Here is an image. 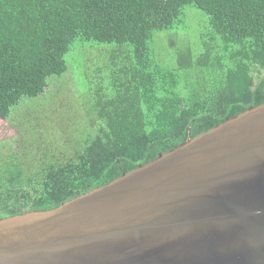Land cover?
<instances>
[{"label": "trees", "instance_id": "1", "mask_svg": "<svg viewBox=\"0 0 264 264\" xmlns=\"http://www.w3.org/2000/svg\"><path fill=\"white\" fill-rule=\"evenodd\" d=\"M185 7L208 23L199 51L176 54L189 81L150 48L155 34L180 26ZM77 41L115 45L125 80L113 95L97 92L95 133L70 159L34 171L15 153L0 162V219L56 208L264 103V0H0V119L44 98Z\"/></svg>", "mask_w": 264, "mask_h": 264}, {"label": "water", "instance_id": "2", "mask_svg": "<svg viewBox=\"0 0 264 264\" xmlns=\"http://www.w3.org/2000/svg\"><path fill=\"white\" fill-rule=\"evenodd\" d=\"M0 264H264V103L56 208L0 219Z\"/></svg>", "mask_w": 264, "mask_h": 264}, {"label": "rangeland", "instance_id": "3", "mask_svg": "<svg viewBox=\"0 0 264 264\" xmlns=\"http://www.w3.org/2000/svg\"><path fill=\"white\" fill-rule=\"evenodd\" d=\"M207 31V17L185 7L177 29L155 34L152 54L159 65L185 77L177 69L176 54L188 47L199 51ZM118 50L115 45L75 42L65 56L67 72L49 79L44 98L23 99L7 120L0 119V162L15 153L28 171H34L47 159L58 160L61 155L70 159L74 145L95 133L97 92L113 95L114 85L125 80L122 69L127 60ZM193 74L190 71L185 78L189 81Z\"/></svg>", "mask_w": 264, "mask_h": 264}]
</instances>
